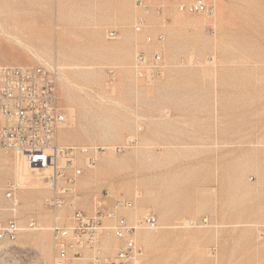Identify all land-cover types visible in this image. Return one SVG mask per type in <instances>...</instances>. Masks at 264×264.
Segmentation results:
<instances>
[{
    "label": "rangeland",
    "instance_id": "374dc122",
    "mask_svg": "<svg viewBox=\"0 0 264 264\" xmlns=\"http://www.w3.org/2000/svg\"><path fill=\"white\" fill-rule=\"evenodd\" d=\"M194 1L0 0V65L59 66L70 132L58 131L59 143L111 147L78 179L63 219L91 213L94 197L109 192L111 201L135 198L132 218L158 217L156 230L138 233L143 264H264V0H204L212 16L179 10ZM159 34L163 42H146ZM138 50H160L164 74L137 78ZM50 173L34 171L46 181ZM6 182L18 181L5 176L3 197ZM15 192L21 226L40 229L0 240V264L50 263L52 190ZM41 232L46 248L33 239Z\"/></svg>",
    "mask_w": 264,
    "mask_h": 264
},
{
    "label": "built area",
    "instance_id": "2783aa9c",
    "mask_svg": "<svg viewBox=\"0 0 264 264\" xmlns=\"http://www.w3.org/2000/svg\"><path fill=\"white\" fill-rule=\"evenodd\" d=\"M137 5L146 8L144 0ZM179 10L212 16L215 7L204 0L182 3ZM143 20L134 30H144ZM118 32L108 30L110 39ZM164 35H148V44L161 43ZM163 54L155 50L149 54L138 50L132 69L139 79L151 80L164 74ZM60 69L57 65H0V150L19 154L29 167L49 169L48 184L52 194L45 199L46 208L54 212L52 231L53 256L50 263L32 259V264H72L75 260L86 264H143L145 250L138 239L141 230H156L157 215L149 211L132 218L129 210L135 206V198H115L106 192L93 200V210L86 213L75 209L69 220L59 212L76 193L78 179L87 168L94 167L105 150L95 145H61L57 133L66 122L60 106L57 81ZM7 199L15 197L17 186L8 182ZM40 229L32 220L21 226L13 215L7 221L0 220V240L15 241L24 230ZM106 239L113 241L115 253L107 252Z\"/></svg>",
    "mask_w": 264,
    "mask_h": 264
},
{
    "label": "bare ground",
    "instance_id": "6f19581e",
    "mask_svg": "<svg viewBox=\"0 0 264 264\" xmlns=\"http://www.w3.org/2000/svg\"><path fill=\"white\" fill-rule=\"evenodd\" d=\"M70 58L71 60H74L73 57ZM88 67H91L90 64H88ZM70 116H72V113H70ZM71 124H72V119H71ZM63 127L64 124L61 125L58 131L60 132L61 135H68L70 132L66 129H62ZM57 139H58V133H57ZM106 148H111V147H106ZM45 170L48 171L49 169H38V168L29 167V165L26 163L23 157L22 159L20 157L13 158L9 155L1 154L0 155V215H6V214L17 215L19 211L18 207L20 205L19 204L20 199L16 192H15V197L12 199H7L6 195L5 197H3V194L1 193V188L4 184L5 176L7 175L15 176L18 181L16 185L22 188L23 190H25V192H29V191L33 192L36 190V192L40 196H43L47 193H50L51 188L49 187L48 181L45 180V177L43 176L38 177L34 175V171L36 174L39 173L40 171L44 172ZM6 184L8 183L6 182ZM38 200L40 199L38 198ZM42 229H45V227H42ZM20 235L25 237L26 239L31 238V235L28 234L26 230H24ZM33 239H35V241H39V243L43 246V248L47 247L46 234L44 232L34 235Z\"/></svg>",
    "mask_w": 264,
    "mask_h": 264
},
{
    "label": "crops",
    "instance_id": "0c3cea01",
    "mask_svg": "<svg viewBox=\"0 0 264 264\" xmlns=\"http://www.w3.org/2000/svg\"><path fill=\"white\" fill-rule=\"evenodd\" d=\"M21 30H22V28H21ZM132 68V67H131ZM133 71V70H132Z\"/></svg>",
    "mask_w": 264,
    "mask_h": 264
}]
</instances>
